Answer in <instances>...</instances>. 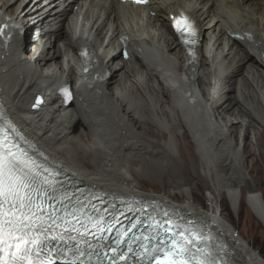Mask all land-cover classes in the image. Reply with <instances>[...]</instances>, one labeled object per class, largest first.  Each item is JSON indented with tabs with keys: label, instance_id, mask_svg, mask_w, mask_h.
<instances>
[{
	"label": "bare ground",
	"instance_id": "6f19581e",
	"mask_svg": "<svg viewBox=\"0 0 264 264\" xmlns=\"http://www.w3.org/2000/svg\"><path fill=\"white\" fill-rule=\"evenodd\" d=\"M23 1L0 0V19L8 17L5 38H0V124L14 142L8 140L27 153L35 165L33 172H61L93 194L198 226L215 243L223 264H264L243 234L233 237L235 226L216 207L225 198L234 215L239 211L238 186L245 184L247 175L241 167L240 144L235 142L238 129L244 132L242 139L239 136L243 151L244 146L255 151L254 146L260 149L264 144V1L155 0L149 7L155 17L148 23L140 8L127 9L117 0H41L45 2L36 1L21 16ZM75 5L89 8L81 15L94 21L97 31L112 33L114 43L104 48L107 63L98 57L100 47L87 39L88 32L83 37V29L65 22ZM177 10L193 17L206 39L203 48L201 42L194 47L190 58L178 40L166 34V14ZM23 27L24 34L34 28L42 32L40 38L55 40L48 52H39L37 62L43 65L34 70L21 60L25 50L15 49L21 48L15 40ZM234 31L248 36V41H229L227 34ZM119 38L128 39L130 57L139 61L140 70L112 53L119 48ZM221 49L227 56L218 57ZM82 54L91 66L87 74L78 69ZM180 74L197 81L208 101L215 95L211 113L199 106L198 94L181 78L169 86ZM212 74L213 84L207 82ZM73 75L83 78L84 84L79 87L74 81L70 89L74 99L66 104L59 87L72 84ZM38 94L43 103L33 111ZM181 129L188 139L185 146L199 157L200 174L211 179L206 206H191L194 196L186 195L184 188L176 187L185 194L176 203L170 195L139 188L140 179L171 175L170 166L179 171L173 137ZM261 199L259 191H250L245 204L264 225Z\"/></svg>",
	"mask_w": 264,
	"mask_h": 264
},
{
	"label": "snow or ice",
	"instance_id": "6c2138e0",
	"mask_svg": "<svg viewBox=\"0 0 264 264\" xmlns=\"http://www.w3.org/2000/svg\"><path fill=\"white\" fill-rule=\"evenodd\" d=\"M176 30L181 34L189 33V42H194L192 38L195 36V29L186 18L176 21ZM39 102L37 98V103ZM2 115L0 113V116ZM9 126L11 127L10 122ZM14 148L17 150L13 151ZM26 157L27 153L8 140L7 132L3 125H0V252L5 247L10 252L13 248L16 249L12 252L11 264H51V261L34 260L30 255L33 248L44 249L45 243L50 242L47 241V236L45 240H38L35 236L25 238L30 232L47 231L42 227V204L36 203L41 189L35 187V165ZM33 192L37 193L35 199ZM38 212L40 215H37ZM129 250H132L130 245ZM113 253L110 264H117L119 249H113ZM142 255L147 264H217L219 250L202 228L177 225V230L171 234L169 229L165 228L163 233L157 232L155 236L150 237ZM121 259L127 264L126 255ZM0 264L6 262L0 261ZM224 264H227V261H224Z\"/></svg>",
	"mask_w": 264,
	"mask_h": 264
},
{
	"label": "rangeland",
	"instance_id": "374dc122",
	"mask_svg": "<svg viewBox=\"0 0 264 264\" xmlns=\"http://www.w3.org/2000/svg\"><path fill=\"white\" fill-rule=\"evenodd\" d=\"M238 130H239L237 131L238 136L235 142L238 145L240 144V150L242 151L243 154L242 158L244 159V157H247L246 159L247 161L245 160L243 161L242 159V163H241V167H243L242 171L244 172L245 176L247 175V177L245 184H241L238 186V190L240 191V197H241L240 204L238 207L239 211L237 215H234L229 208L228 201H226L225 198L221 199L220 202L218 201L216 207L228 219L225 210L222 209V205L224 206L227 205L228 210H230V218L232 219L229 220L232 221L233 223L232 225L235 226V232L233 233V237L234 238L238 236L241 237V234H243L244 239L250 244V246L255 248L257 250V253L260 256L262 255L261 257L262 259H264V225L257 219L255 215L252 214L247 204H245L246 194L250 193V191L251 192L259 191L260 199L262 198L261 201L264 204V144L262 147H260V149L259 147L254 146V149H256L255 151H249V148H247V146H244V151H243L242 149L243 141L241 139L244 135V132L240 129ZM181 132L182 129L176 130L178 136L174 135L173 137V141L175 142L174 144L176 145L175 150L176 153L178 154V161L176 162L177 165L176 167H178L179 171L174 169L173 166H170L169 168L172 169L173 172L170 173L171 175H167L165 173V175L162 174L160 176H156L155 178L150 177L149 178L150 180L140 179L141 181L139 184V188L141 189V191L147 193L160 192L165 195H170V200L171 202L173 201L174 203H176L179 200H184L185 194L191 195L192 193L194 196V200L192 201L191 206L192 205L206 206L209 201L207 197V193L209 195L210 192L207 185L208 183H211V179L210 177H207L204 174H203L204 176L200 174L199 168H201L202 165L201 164L199 165V160H198L199 157L197 156V153L194 150L185 146V142L187 143L188 139L187 138L184 139V136L182 135ZM239 136L241 137V139H239ZM253 136L254 134L251 133L250 134L251 139ZM68 142L69 144H72L70 140H68ZM180 142L183 144V146H181ZM179 143L180 146H178ZM252 143H254V141ZM137 159H139V157L134 158V160ZM155 162L156 161L152 163L156 164L157 162L156 163ZM85 164H87V161H85ZM145 170L152 171L147 168H145ZM163 170L168 171V169L166 170V168ZM146 175L149 174L146 173ZM198 176L200 179L198 178ZM172 180H174L173 181L174 184L172 183ZM176 187H179L181 189L184 188L185 194L178 193L179 192L178 190L181 189Z\"/></svg>",
	"mask_w": 264,
	"mask_h": 264
},
{
	"label": "trees",
	"instance_id": "16d2710c",
	"mask_svg": "<svg viewBox=\"0 0 264 264\" xmlns=\"http://www.w3.org/2000/svg\"><path fill=\"white\" fill-rule=\"evenodd\" d=\"M224 210H225V212H226L228 218H229L230 220H232V219L230 218V210H228V208H227L226 205L224 206ZM230 222H232V221H230ZM251 247H252V246H251ZM252 248H253V247H252ZM260 254H261V253H260Z\"/></svg>",
	"mask_w": 264,
	"mask_h": 264
},
{
	"label": "water",
	"instance_id": "95a60500",
	"mask_svg": "<svg viewBox=\"0 0 264 264\" xmlns=\"http://www.w3.org/2000/svg\"><path fill=\"white\" fill-rule=\"evenodd\" d=\"M38 98H39V101L41 102L42 101V98H40L39 96H38ZM35 108H38V106L35 105Z\"/></svg>",
	"mask_w": 264,
	"mask_h": 264
}]
</instances>
